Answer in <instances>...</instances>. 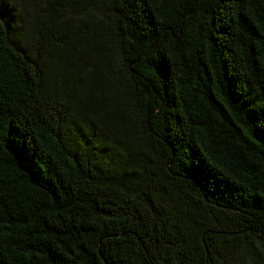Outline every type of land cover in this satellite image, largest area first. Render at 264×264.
Masks as SVG:
<instances>
[{
    "label": "trees",
    "instance_id": "trees-1",
    "mask_svg": "<svg viewBox=\"0 0 264 264\" xmlns=\"http://www.w3.org/2000/svg\"><path fill=\"white\" fill-rule=\"evenodd\" d=\"M0 264H264V0H0Z\"/></svg>",
    "mask_w": 264,
    "mask_h": 264
}]
</instances>
